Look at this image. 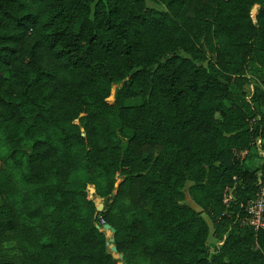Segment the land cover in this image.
Masks as SVG:
<instances>
[{
    "label": "trees",
    "instance_id": "trees-1",
    "mask_svg": "<svg viewBox=\"0 0 264 264\" xmlns=\"http://www.w3.org/2000/svg\"><path fill=\"white\" fill-rule=\"evenodd\" d=\"M154 1L0 0V264H264V0Z\"/></svg>",
    "mask_w": 264,
    "mask_h": 264
},
{
    "label": "rangeland",
    "instance_id": "rangeland-1",
    "mask_svg": "<svg viewBox=\"0 0 264 264\" xmlns=\"http://www.w3.org/2000/svg\"><path fill=\"white\" fill-rule=\"evenodd\" d=\"M147 5L149 6H153L155 8L158 9H164L165 6L164 4H160V3H156L154 0H145ZM247 76L249 78V80L247 82H245L241 88L236 87L235 85H233V89L236 90L237 92V97L238 100L240 101L242 96L251 99V101L253 102L254 106L257 107L258 109H261L260 107H258L256 105V102L253 101L252 99V92L255 86H259L262 89H264V73L262 72H258L253 68L248 69L247 71ZM122 85L121 83H113L112 87H111V92L109 97L107 98V100H112L115 97V91L117 88H119ZM140 101V97H133V98H127L125 99V103L129 104V103H138ZM125 133L130 134L132 132L131 129L129 128H124ZM260 139L259 137L256 139V141ZM262 140V139H260ZM262 141H257L256 143V147L254 149H251L248 153L244 151L241 152V157H244V162L245 164H247L249 167L253 168L256 166L260 165V161H261V145L259 146V148L257 147V144H261ZM263 147V146H262ZM192 184L191 180H188L184 187H183V191H184V202L188 203L189 205H191L194 209L200 211L201 215L207 220L208 224H209V234L208 237L206 239V244L210 249V253H214L218 250V248L220 247L222 241L219 240V238H217L215 235H213V225H212V221L209 218V216L202 211L200 205L195 202L193 200V198L190 195V189L189 186ZM94 184H88V186H91ZM87 186L88 189V193L89 198H95L96 202H102L104 203V197L103 196H98L97 192H96V188L94 186V190L90 191L89 187ZM231 194H228V198H230ZM102 227V226H101ZM105 236L109 237L112 236L111 232L109 229L104 230ZM114 244V243H113ZM119 259V258H118Z\"/></svg>",
    "mask_w": 264,
    "mask_h": 264
},
{
    "label": "built area",
    "instance_id": "built-area-1",
    "mask_svg": "<svg viewBox=\"0 0 264 264\" xmlns=\"http://www.w3.org/2000/svg\"><path fill=\"white\" fill-rule=\"evenodd\" d=\"M260 139L257 140L259 142L262 141V143L257 144L258 148L261 145V161L259 168L256 172V190L253 196L249 198L244 204H242L245 213L244 216H240L241 223L252 226L254 231L264 229V148L262 147L264 141ZM228 199V195H226L224 197V202L227 203ZM100 221L103 222L104 219L100 218Z\"/></svg>",
    "mask_w": 264,
    "mask_h": 264
},
{
    "label": "water",
    "instance_id": "water-1",
    "mask_svg": "<svg viewBox=\"0 0 264 264\" xmlns=\"http://www.w3.org/2000/svg\"><path fill=\"white\" fill-rule=\"evenodd\" d=\"M89 187V189H90V191H93L94 190V186L93 185H91V186H88ZM89 193H88V197H89ZM95 202H96V200H95ZM96 204H97V208L98 209H100L101 207H102V205H103V203L102 202H96ZM98 227H99V229L100 230H102V231H104V230H106V229H109L110 230V232H111V234H112V236H109V237H106V240H105V245H106V250L107 251H110L112 254H113V256H114V260L115 261H118V255H117V251H116V249H115V245L113 244V241H114V236H113V234H114V232H115V228H114V226H112L110 223H108V222H105V223H103V225H102V227L101 226H99L98 224H96ZM123 264H127V263H123Z\"/></svg>",
    "mask_w": 264,
    "mask_h": 264
}]
</instances>
